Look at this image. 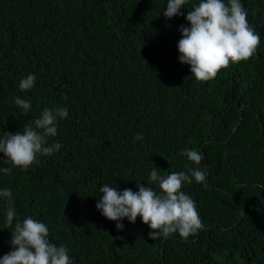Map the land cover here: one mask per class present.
Instances as JSON below:
<instances>
[{
	"label": "trees",
	"instance_id": "1",
	"mask_svg": "<svg viewBox=\"0 0 264 264\" xmlns=\"http://www.w3.org/2000/svg\"><path fill=\"white\" fill-rule=\"evenodd\" d=\"M241 2L259 50L198 82L177 45L199 0L171 20L167 0H0V138L45 108L68 109L48 138L59 151L26 171L0 153V168H12L0 172V190L12 192L0 198V258L12 250L17 220L31 216L71 264H152L148 241L136 249L140 227L116 233L117 222L97 210L100 188L128 183L118 190L136 192L154 168L190 175L196 166L180 155L188 148L202 155L207 176L181 191L204 228L189 242L178 235L157 264H264V0ZM29 74L36 81L22 92ZM16 97L30 102L27 113Z\"/></svg>",
	"mask_w": 264,
	"mask_h": 264
},
{
	"label": "clouds",
	"instance_id": "2",
	"mask_svg": "<svg viewBox=\"0 0 264 264\" xmlns=\"http://www.w3.org/2000/svg\"><path fill=\"white\" fill-rule=\"evenodd\" d=\"M188 0H167L163 15L167 20L183 15ZM190 27L181 25V39L178 41L179 62L190 66L191 76L198 82L214 79L221 69L231 63L236 64L250 59L260 48V36L249 26L247 12L241 0H199L188 10L185 17ZM167 26V25H166ZM36 77L27 75L19 82V89L24 92L33 88ZM17 107L27 113L29 101L16 97ZM68 116L66 107L45 108L39 118L33 119L16 133H4L0 138V153L4 163L21 170H28L34 163H40L38 156H50L59 151V143H48V138L57 135V119ZM136 140H142L137 134ZM196 167H189L187 173L173 172L161 175L159 168H154L149 175L147 187L138 183V191L131 189L119 191L127 186H109L100 188L102 194L96 208L109 221L116 223V233L127 232L135 227L141 228V236L136 244L146 247L148 241V259L152 264L164 260L169 249L179 237L189 242V236H195L204 228L195 201L181 191L185 182L192 179L203 184L207 172L198 167L202 155L194 149L185 148L180 153ZM12 168H0V172L10 174ZM150 185V186H149ZM0 198L12 199L9 189L0 190ZM138 217V218H137ZM16 211L11 203L7 205L6 221L12 226ZM128 219L129 226L121 222ZM124 227V229H123ZM122 230V231H119ZM12 250L0 258V264H71L68 249L50 243L48 227L31 216L17 220L11 232Z\"/></svg>",
	"mask_w": 264,
	"mask_h": 264
}]
</instances>
